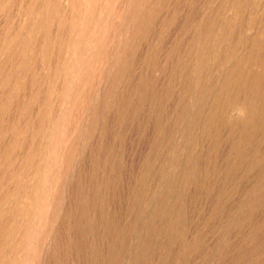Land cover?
Wrapping results in <instances>:
<instances>
[{
  "label": "rangeland",
  "instance_id": "rangeland-1",
  "mask_svg": "<svg viewBox=\"0 0 264 264\" xmlns=\"http://www.w3.org/2000/svg\"><path fill=\"white\" fill-rule=\"evenodd\" d=\"M0 264H264V0H0Z\"/></svg>",
  "mask_w": 264,
  "mask_h": 264
},
{
  "label": "bare ground",
  "instance_id": "bare-ground-1",
  "mask_svg": "<svg viewBox=\"0 0 264 264\" xmlns=\"http://www.w3.org/2000/svg\"><path fill=\"white\" fill-rule=\"evenodd\" d=\"M31 1V0H30ZM70 1V0H69ZM78 1V0H77ZM33 3H34V1H32ZM35 2H37V1H35ZM50 2V1H49ZM76 2V1H75ZM89 2V1H88ZM73 3H74V1H73ZM84 3V2H83ZM70 5L72 4V2L71 3H69ZM75 4V3H74ZM88 4V3H87ZM29 5V4H28ZM69 5V6H70ZM32 6V5H31ZM72 6V5H71ZM105 6H107V4L105 5ZM104 6V7H105ZM73 7V6H72ZM85 7V6H84ZM88 7V6H87ZM90 8V7H89ZM94 8V7H93ZM26 9V8H25ZM33 9V8H32ZM76 9H77V7H76ZM30 10V9H29ZM35 9H33V11H34ZM46 10H47V8H46ZM56 10V9H55ZM59 10V9H58ZM57 10V11H58ZM70 10H71V7H70ZM73 10H74V7H73ZM94 10V9H93ZM102 10V9H101ZM105 10V9H104ZM72 11V10H71ZM76 11V10H75ZM74 11V12H75ZM78 11V10H77ZM31 12V11H30ZM41 12V11H40ZM54 12V11H53ZM82 12V11H81ZM49 13V12H48ZM52 13V12H51ZM50 13V14H51ZM26 14V13H25ZM45 14V13H44ZM44 14H43V12H42V15H43V17H44ZM53 14V13H52ZM80 14V13H79ZM32 15H34V14H32ZM32 15H31V17H32ZM58 15V14H57ZM56 15V16H57ZM40 16V15H39ZM46 16V15H45ZM54 16V15H53ZM73 16V15H72ZM77 15H75V17H76ZM29 17V13H28V16H27V18ZM49 17V16H48ZM51 18H52V16H50ZM82 17V16H81ZM35 18V17H34ZM38 18V17H37ZM41 19H43L42 17H40ZM47 18V17H46ZM58 18V17H57ZM33 19V18H32ZM54 19H56L55 17H54ZM61 19V18H60ZM77 19V18H76ZM75 19V20H76ZM44 20H46V19H44ZM47 20H49V19H47ZM53 20V19H52ZM57 20V19H56ZM79 20V19H78ZM82 20V19H81ZM33 21H34V19H33ZM51 21V20H50ZM58 21H59V18H58ZM83 21V20H82ZM87 21H89V20H87ZM57 22V21H56ZM62 22V21H61ZM77 22V21H76ZM101 22V21H100ZM36 23V22H35ZM72 23V22H71ZM86 23V22H85ZM96 23V22H95ZM39 24V23H38ZM46 24V23H45ZM44 24V25H45ZM60 24H62V23H60ZM80 24V23H79ZM82 24V23H81ZM88 24V23H87ZM41 25V24H40ZM50 25H53V24H50ZM63 25V24H62ZM70 25V24H69ZM73 25H74V23H73ZM85 25V24H84ZM92 25V24H91ZM30 26V25H29ZM28 26V27H29ZM39 26V25H38ZM64 26V25H63ZM80 26V25H79ZM45 27H46V25H45ZM68 27V26H67ZM70 27V26H69ZM71 28V27H70ZM78 28V27H77ZM42 29H43V27H42ZM66 29V28H65ZM85 29V28H84ZM46 30V29H45ZM48 30V29H47ZM80 29H78V31H79ZM40 31V30H39ZM44 31V30H43ZM42 31V32H43ZM41 32V33H42ZM77 32V31H76ZM22 33V32H21ZM26 33V32H25ZM32 33V32H31ZM44 33H47V32H44ZM64 33V32H63ZM78 33H80V32H78ZM75 34V33H74ZM3 35V34H2ZM29 34H27V36H28ZM65 35V34H64ZM63 35V36H64ZM88 35H89V32H88ZM4 36V35H3ZM61 36V35H60ZM90 36V35H89ZM18 37H20V36H18ZM81 37H82V35H81ZM92 37V36H91ZM91 37H89V38H91ZM21 38V37H20ZM19 38V39H20ZM80 38V37H79ZM88 38V37H87ZM88 38V39H89ZM27 39V38H26ZM11 40H13V39H11ZM28 40V39H27ZM32 40V39H31ZM61 40V39H60ZM85 40V39H84ZM14 41V40H13ZM80 41V40H79ZM86 41V40H85ZM15 42H16V40H15ZM29 42V41H28ZM11 43H12V41H11ZM26 41H25V39L24 38H22V39H20V41H19V43L17 44V47H18V49L19 48H24L25 46H26ZM32 43V42H31ZM34 44H36V43H32L31 44V46L32 45H34ZM45 44V43H44ZM42 45V44H41ZM63 45V44H62ZM12 46V45H11ZM81 46V45H80ZM36 47V46H35ZM34 46H33V48H35ZM68 47H73V46H69L68 45ZM13 48V50L15 51L16 50V47H15V45H14V47H12ZM26 48V47H25ZM38 48V47H37ZM61 48V47H60ZM75 48V47H74ZM8 49V48H7ZM31 49V48H30ZM84 49V48H83ZM65 50V49H64ZM26 51H27V49H26ZM18 52H19V50H18ZM35 51H33V53H34ZM79 52V51H78ZM12 54V53H11ZM18 54V53H17ZM17 54H16V56H17ZM62 54V53H61ZM8 55V54H7ZM26 55V54H25ZM43 55H44V53H43ZM47 55V54H46ZM14 55H12L11 57H9V58H12ZM45 56V55H44ZM51 56V55H50ZM18 57V56H17ZM46 57H48V55L46 56ZM45 58V57H44ZM69 58V57H68ZM13 59V58H12ZM58 59V58H57ZM43 61H46V59H44ZM59 61V60H58ZM61 61V60H60ZM33 62V61H32ZM55 62V61H54ZM31 63V62H30ZM34 63V62H33ZM33 63H31V64H33ZM56 63V62H55ZM76 63V62H75ZM79 63V62H78ZM40 65V64H39ZM25 66V65H24ZM71 67V66H70ZM32 68V67H31ZM53 69V68H52ZM55 69V68H54ZM62 69V68H61ZM89 70V69H88ZM55 71V70H54ZM60 71V70H59ZM62 71H64V68H63V70ZM81 71V70H80ZM36 72V71H35ZM77 74V73H76ZM84 74V73H83ZM69 75V74H68ZM81 76H82V74H80ZM10 76H11V74H10ZM74 76V75H73ZM72 76V77H73ZM15 77V76H14ZM14 77H12V78H14ZM4 79V78H3ZM8 79V78H7ZM19 79V78H18ZM13 80V79H12ZM20 80V79H19ZM71 80V79H70ZM21 81H22V78H21ZM20 83V82H19ZM22 83V82H21ZM2 84V83H1ZM14 84V83H13ZM68 84H69V82H68ZM71 84H72V82H71ZM2 85H4V84H2ZM1 85V86H2ZM18 85H20V84H18ZM22 85V84H21ZM55 85H57V84H55ZM60 85V84H59ZM8 87V86H7ZM21 87V86H20ZM11 88V87H10ZM49 88V87H48ZM47 88V89H48ZM50 89V88H49ZM58 89V88H57ZM60 89V88H59ZM58 89V90H59ZM51 90V89H50ZM18 91V90H17ZM60 91V90H59ZM12 92H14V91H12ZM28 92V91H27ZM41 94V93H40ZM59 94V93H58ZM68 94V93H67ZM71 94V93H70ZM45 95V94H44ZM69 95V94H68ZM12 96V95H11ZM41 96V95H40ZM88 97V96H87ZM40 98V97H39ZM41 99H42V96H41ZM43 99H44V97H43ZM43 99H42V101H43ZM39 101V100H38ZM41 102V101H40ZM39 104H43V103H39ZM62 105H64V104H62ZM79 105V104H78ZM20 106V105H19ZM41 106V105H40ZM30 108V107H29ZM56 108V107H55ZM247 108V107H246ZM52 109V108H51ZM62 109V108H61ZM29 110V109H28ZM27 110V111H28ZM24 111V110H23ZM27 111H26V113H27ZM41 112V111H40ZM12 115V114H11ZM53 115V114H52ZM45 116V115H44ZM50 116V115H49ZM46 117V116H45ZM51 118V117H50ZM48 120V119H47ZM53 120V119H52ZM55 120V119H54ZM51 126V125H50ZM71 126V125H70ZM74 126V125H73ZM17 128V127H16ZM71 128V127H70ZM69 128V129H70ZM71 129H73V127L71 128ZM36 130V129H35ZM37 131V130H36ZM252 131V130H251ZM40 132V131H39ZM57 133V132H56ZM51 135V134H50ZM16 136V135H15ZM30 136V135H29ZM38 136V135H37ZM18 137H20V136H18ZM36 137V136H35ZM15 138V137H14ZM41 138V137H40ZM13 139V138H12ZM38 141V140H37ZM27 142V141H26ZM50 143V142H49ZM23 144V143H22ZM22 144H20V145H22ZM18 146V145H17ZM9 150V149H8ZM53 150V149H52ZM53 152H54V150H53ZM9 153H11L10 151H9ZM5 157H6V154H5ZM24 158V157H23ZM26 160V159H25ZM38 162V161H37ZM7 176V175H6ZM8 178V177H7ZM12 178V177H11ZM15 178V177H14ZM27 178H29V177H27ZM10 179V178H9ZM18 179V178H17ZM23 179V178H22ZM26 179V178H25ZM18 181V180H17ZM14 184V183H13ZM38 188H40V187H38ZM34 190V189H33ZM41 191V190H40ZM34 193V192H33ZM8 196V195H7ZM16 196V195H15ZM46 199V198H45ZM47 200V199H46ZM25 211V210H24ZM19 212V211H18ZM26 212V211H25ZM17 214V213H16ZM22 214V213H21ZM13 217V216H12ZM20 217V216H19ZM23 217V216H22ZM43 218V217H42ZM13 219V218H12ZM35 223V222H34ZM37 226V225H36ZM38 226H40V225H38ZM9 231V230H8ZM2 233H4V232H2ZM17 233H18V231H17ZM23 233V232H22ZM29 235V234H28ZM33 236V235H32ZM3 237V236H2ZM31 239V238H30ZM14 244V243H13ZM4 252V251H3Z\"/></svg>",
  "mask_w": 264,
  "mask_h": 264
}]
</instances>
